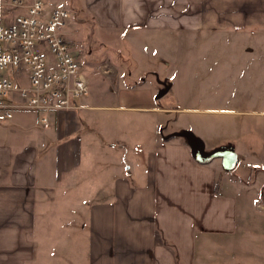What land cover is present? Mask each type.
Masks as SVG:
<instances>
[{
  "label": "crops",
  "instance_id": "1",
  "mask_svg": "<svg viewBox=\"0 0 264 264\" xmlns=\"http://www.w3.org/2000/svg\"><path fill=\"white\" fill-rule=\"evenodd\" d=\"M33 1L15 9L0 0V27ZM44 1L46 22L55 0ZM66 4L82 71L112 81L108 63L91 66L83 50L78 59L82 41H107L112 50L134 34L138 50V35L148 34L166 64L159 69L151 52L147 61L134 56L136 70L163 74L177 104L200 105L198 112L216 120L217 131L187 122L173 132L191 131L204 145L215 133L231 138L238 163L249 170L260 163L262 172L244 185L220 160L196 163L185 141L165 139L161 127L165 115L185 122L182 113L197 107L162 109L139 86L119 85L112 100L102 83L76 110L49 114L48 129L39 113L14 109L0 123V264H263L264 146L245 137L264 127V0ZM9 51L0 43V55ZM7 74L14 91L6 105L14 107L29 83ZM143 135L151 148L141 150Z\"/></svg>",
  "mask_w": 264,
  "mask_h": 264
},
{
  "label": "built area",
  "instance_id": "2",
  "mask_svg": "<svg viewBox=\"0 0 264 264\" xmlns=\"http://www.w3.org/2000/svg\"><path fill=\"white\" fill-rule=\"evenodd\" d=\"M65 3L57 0L43 22L48 4L35 0L12 25L0 27V43L10 46L8 53L0 55V100L14 91L13 83L4 77L6 72L21 73L29 83L19 91V105L0 101V123L11 120L14 109H26L39 113L43 128L48 129L49 114L76 110L77 103L88 97L87 80L71 50L67 30L72 17ZM5 4L24 8V0H5Z\"/></svg>",
  "mask_w": 264,
  "mask_h": 264
},
{
  "label": "rangeland",
  "instance_id": "3",
  "mask_svg": "<svg viewBox=\"0 0 264 264\" xmlns=\"http://www.w3.org/2000/svg\"><path fill=\"white\" fill-rule=\"evenodd\" d=\"M66 1L67 0H65V2ZM54 3L56 5L57 0H55ZM65 9L69 11V13L71 14L73 18V14L66 3H65ZM73 25L74 24H73V19H72V25L70 26V28H72ZM134 37L135 39H137L136 35L130 34L129 38L133 44L128 43V42L126 44L124 43L123 46L119 47V49L111 50L110 48L105 46L107 41L103 42V41H98L96 39L93 40L92 42L91 41L89 42L88 40L82 41L80 46H83V48H75V51L78 54L77 57L79 60L84 59V57H82L83 51H84V54H87L86 56L91 66L93 65V63L99 64V63L104 62L106 64L108 63V65L111 66L113 70L112 81L110 82L105 81L102 77H100L99 74L95 73L96 74L95 75L92 72H89L88 70H85V69L84 71L81 70L83 75L87 79V83L89 86V95L93 91H95L97 88H99L100 84L102 83H105L106 85L108 84L107 86L109 87V89L106 86L102 88L104 92V96L112 100H114V97H115L113 95L116 92H119L120 90L119 85L126 84L127 88H130V86L131 87L139 86V88L137 89L138 92L149 91L151 93H155V96L159 92V90H161L164 87L163 83H165L166 81H165V77L163 74H160L162 75L160 76L157 73L141 72V71L136 70L137 64L135 63V59H134V56L136 55L139 59H143L144 54H145V60L147 61L149 59V53L155 52L154 55L152 56L154 58V64L159 69H163L166 63H165L164 57L159 54L160 51L163 50V48H161L160 46H156V45L152 47L151 42H149V40L147 39L148 34H144V35H138V39L141 42V47L138 50H136V48L134 47L135 44L132 40L134 39ZM144 38H145V45L143 46ZM72 43H73V40H72ZM72 43H71V46L74 45V43L73 44ZM80 50H83V51H80ZM6 74L7 72L5 73L4 77L9 78L10 80L9 74L7 75ZM142 82L144 84H142ZM175 92H176L175 90L170 91L166 93L159 100H156L155 101L156 106L162 109H171V110L175 109L176 107L189 108V109L190 108L193 109L197 107V109H193L196 111L182 113L183 114L182 119L185 122H179V121L177 122V120L173 117L172 114L165 115V117H163L164 121L161 127L162 137L163 136L167 137L170 134L174 133L173 131L177 129L175 128L176 125H180V123H187V122L196 127L200 125L202 129H206L207 131H210V129L213 131H217V129L215 128L216 126H214L216 120H211L210 117L203 116L202 112H198L200 105L186 104V107H183V105L177 104L178 99L175 95ZM6 100L7 98L6 99L2 98L0 101L1 103L6 104L7 103ZM247 123L248 125H251L252 122L248 121ZM254 124L257 125L259 123L255 121ZM261 124L264 126V123H261ZM178 129L179 131L181 130V128H178ZM249 131L250 132L246 134L245 139H247L250 145H252L254 148H260V151H261L262 147L264 146V127L249 128ZM197 137H200V136L197 135ZM141 138H142L141 143L143 144L142 146L143 149L141 150H145L144 148H151L150 141H148L147 136L143 135ZM200 139L202 140V138ZM230 143H231V138H226L222 136L216 137V133H215L214 137L210 141L205 142V145L207 149L214 150L219 145H222V144H228L227 146H231ZM207 151H210V150H207ZM121 161L125 163L127 159L121 157ZM215 162H218V161L215 160ZM257 165L260 167V163H258ZM243 166H244L243 163H240V164L238 163L232 177L239 178L240 179L239 181L244 185H249V184L251 185L252 181H250V179H248L247 176L252 174L253 175L252 177L256 178V176L259 177L261 175L262 171L258 169L259 167L253 166L249 170V169H244ZM222 174L224 175L225 173L222 172L221 176ZM261 238L262 240H264V237H261ZM262 260L264 264V258Z\"/></svg>",
  "mask_w": 264,
  "mask_h": 264
},
{
  "label": "water",
  "instance_id": "4",
  "mask_svg": "<svg viewBox=\"0 0 264 264\" xmlns=\"http://www.w3.org/2000/svg\"><path fill=\"white\" fill-rule=\"evenodd\" d=\"M164 87L159 90L155 100L162 98L169 90V87L163 83ZM181 138L185 141L190 149L191 157L200 165H207L214 160L221 161V168L224 172L230 173L235 170L238 164V156L232 146H222L212 151H206L205 145L200 138L188 130L174 132L165 139Z\"/></svg>",
  "mask_w": 264,
  "mask_h": 264
}]
</instances>
